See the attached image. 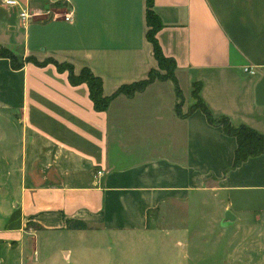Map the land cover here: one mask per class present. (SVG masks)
<instances>
[{
	"label": "crops",
	"instance_id": "crops-1",
	"mask_svg": "<svg viewBox=\"0 0 264 264\" xmlns=\"http://www.w3.org/2000/svg\"><path fill=\"white\" fill-rule=\"evenodd\" d=\"M16 1L0 0V47L23 59L52 57L76 72L87 67L106 96L157 68L146 37V0ZM57 1L65 3L63 14L40 15ZM25 8L40 16L20 17ZM152 8L162 24L160 48L176 65L181 114L170 80L119 93L97 111L87 85H71L53 64L13 69L0 57V119H15L31 156L7 236L69 241L40 263H79L97 250L83 244L89 237L142 233L152 210L198 194L218 199L232 221H264V154L232 168L235 137L199 108L189 111L193 85L200 84L214 116L264 134V0H152ZM69 10L71 22L63 18ZM68 219L92 229L67 230ZM30 222L41 230H27ZM16 261L33 263L23 255Z\"/></svg>",
	"mask_w": 264,
	"mask_h": 264
},
{
	"label": "rangeland",
	"instance_id": "rangeland-1",
	"mask_svg": "<svg viewBox=\"0 0 264 264\" xmlns=\"http://www.w3.org/2000/svg\"><path fill=\"white\" fill-rule=\"evenodd\" d=\"M57 2L44 7L45 11H50L49 15L65 12V3ZM154 70L160 76L166 74L158 65ZM191 94L194 100L190 107L198 104L195 93ZM1 116L0 264H264L263 218L227 220L218 199L206 194L194 195L187 201L164 203L152 210L146 231L142 233L103 235L98 232L83 243L95 245L97 250L80 257L79 263H66L62 259L40 263L43 256L68 246L69 241L63 237L43 243L28 240L30 236H25V241L20 236H7L22 173L24 177L31 156L29 149L24 147L25 138L19 134L20 127L15 119L8 114ZM33 224L27 223L26 229L38 231ZM21 255L25 260L32 257L33 263H18L16 260Z\"/></svg>",
	"mask_w": 264,
	"mask_h": 264
},
{
	"label": "trees",
	"instance_id": "trees-1",
	"mask_svg": "<svg viewBox=\"0 0 264 264\" xmlns=\"http://www.w3.org/2000/svg\"><path fill=\"white\" fill-rule=\"evenodd\" d=\"M146 24L148 27L146 37L148 41L152 44L153 53L157 61V65L161 70L166 71V74L160 76L152 68L149 70L148 75L145 79L130 84H124L113 95L109 96L103 94V83L101 78L95 75L87 67H83L78 72H76L74 66L69 62L57 61L52 57L45 58L43 61H39L33 56H28L23 59L21 56L16 55L14 52L5 47H0V57L7 58L10 61L11 67L13 69L21 68L25 62H31L37 66L53 64L59 72L67 73V78L71 85H87L89 98L92 101L94 109L97 111L107 110L112 99L119 93H125L127 95H130L133 94L135 91L143 90L148 84H150L156 79L170 80L174 84V89L178 98V103L176 104V111L178 114H181L180 104L182 100V93L175 78L176 65L171 57L166 56L162 52V49L160 48V45L158 43L156 34L162 24L160 22L159 17L152 8V0H146ZM199 89L200 84L195 83L193 85L192 93H195V98L198 104L191 106L189 108V111L194 108H199L205 114L210 124L215 126H221L223 131L227 135L235 137L237 145L234 150L232 168L239 167L243 162H245L251 157L264 154V134L259 133L246 125L235 126L226 116H214L205 104V102L199 96ZM33 225L35 227V230H41V227L37 224L34 223ZM90 228V225L83 220H66L67 230H88Z\"/></svg>",
	"mask_w": 264,
	"mask_h": 264
},
{
	"label": "built area",
	"instance_id": "built-area-1",
	"mask_svg": "<svg viewBox=\"0 0 264 264\" xmlns=\"http://www.w3.org/2000/svg\"><path fill=\"white\" fill-rule=\"evenodd\" d=\"M2 3H4L5 5H18V2L16 0H1ZM50 11H45L43 13H41L40 15H49ZM19 15L20 17L22 18H26V19H31L39 14H37L36 12L34 11H30L28 8L26 9H21L20 12H19ZM39 15V16H40ZM54 16V15H52ZM64 20L67 21V22H71L73 20V13L71 10L67 11L65 14H64ZM102 171H97V174H101Z\"/></svg>",
	"mask_w": 264,
	"mask_h": 264
},
{
	"label": "water",
	"instance_id": "water-1",
	"mask_svg": "<svg viewBox=\"0 0 264 264\" xmlns=\"http://www.w3.org/2000/svg\"><path fill=\"white\" fill-rule=\"evenodd\" d=\"M225 219H227V220H233L234 219V216L229 211H227L225 213Z\"/></svg>",
	"mask_w": 264,
	"mask_h": 264
}]
</instances>
